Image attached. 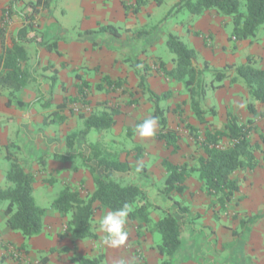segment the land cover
Returning <instances> with one entry per match:
<instances>
[{
	"label": "trees",
	"instance_id": "obj_1",
	"mask_svg": "<svg viewBox=\"0 0 264 264\" xmlns=\"http://www.w3.org/2000/svg\"><path fill=\"white\" fill-rule=\"evenodd\" d=\"M56 0H35L28 2L30 11L23 15V26L19 28L10 38L11 45L4 47L5 28H0V42L2 50L0 53V93L6 92L8 100L7 106L16 108H27L21 100L13 102L11 95L20 92L31 84L36 83L35 73L31 72L28 66V46L33 39L30 34L35 32L34 19L41 11H51ZM147 1L154 2L157 6L162 5L163 0H135L131 6L121 2L125 15L137 14ZM15 1L9 2L3 14L10 16L13 12ZM182 10L195 17H200L210 11H214L220 17L229 18L233 29L232 36L236 41H243L254 38L260 27H264V0H178L169 10L166 17L175 16ZM155 26L151 31L147 29L127 30L131 31L128 44H133L137 39L148 42L155 36ZM154 30V31H153ZM189 32V30H187ZM158 33V32H157ZM156 33V36L159 34ZM198 36L199 33L193 32ZM150 35V36H149ZM119 29L113 25H99L95 30H86L82 34L73 36L72 32L65 31L63 36L54 38L52 41H42L40 45L47 51H57L58 41L70 43L73 41L91 40L93 47L110 50L109 45H115L107 40L109 38H120ZM148 37V38H147ZM154 38V39H155ZM96 39H100L105 45L97 44ZM141 42V41H140ZM167 47L173 54V66L167 65L159 58L158 73L170 82L178 83L188 94L189 108L199 125H207L206 115L215 114L214 109L206 107L208 90H218L224 87V81L229 80V85L242 83L246 89L249 101L246 105L249 114L255 116L257 111L254 102L264 104V69L255 68L252 64V56H248L245 62L240 65L225 64L221 69H214L206 61L202 67L196 65L197 52L184 43L179 36L168 34L166 40ZM131 46V45H130ZM134 74L138 79V88L145 94L152 103V111L148 117L142 118L127 128L129 137L136 133V125L142 123L149 117H156L158 120L157 138L164 143L171 153L175 154L179 150V137L175 130L169 128L166 109L160 106L169 96V92L156 94L146 81L149 66L140 67V61L135 59L130 62ZM98 70V68H94ZM55 72L51 79H55ZM231 72L233 76H231ZM210 77V79H207ZM79 80L76 84L77 94L75 98H64L63 102L56 106L57 110L44 116L43 125L49 126L56 122L64 121L62 114L69 104L77 102V97L85 100L86 91L90 83L76 74ZM122 80L113 79L108 75H103L94 85L97 91H114L120 88ZM53 84H51L48 96L51 97ZM68 110V109H67ZM61 113V115H60ZM117 108L103 109L101 112H93L88 115H80L84 129L79 133L84 138L91 130L97 132L111 129L116 123V117L120 115ZM252 120L241 123L236 117L227 114L226 123L222 129L205 128L204 139L201 141L195 135L196 128L188 125L189 133L196 140L201 142L202 152L193 165L188 162L173 164L167 158L162 159L161 167L165 172L163 186L156 188L153 181L148 180L144 166L132 168L131 164L122 160L118 155L101 152L95 144L89 146L86 154H81L85 167L92 178L94 190L86 192L84 196L81 190L70 185L64 186L60 196L50 204V208H41L35 204L33 198L34 175L24 169L16 157L10 152L14 147L11 143L5 146L6 159L9 167L5 173V179L9 186L6 189L0 188V203L7 202L4 209L5 227L8 231L19 232L24 239H31L42 232L43 221L51 209L64 220L65 231L75 239L84 240L96 238L95 229L98 227L94 223V214L100 211H115L127 205L128 216L126 220L137 225V234L142 236L145 233L159 234L160 243L155 246L157 253L163 257L160 264H172V258L177 253L181 245V235L184 227L190 221L199 216H192L183 203L184 195L187 192L185 182L189 177L195 176L201 184V190L210 198L209 207L218 206V211L225 210L238 191V180L234 178L236 172L253 171L259 167L256 157L258 143H253L250 133L253 127L250 126ZM263 141H264V136ZM225 138L229 145L225 148L219 147V142ZM74 136L68 137L67 147L70 157L75 156L72 152L77 151L74 146ZM141 153L140 146L136 147ZM1 150V148H0ZM79 154V152H78ZM136 171L140 181L132 180L129 175ZM150 187H153L155 194L169 207L161 205L151 198ZM158 210L162 212V217L157 221L151 218V212ZM263 215H252L248 220L251 227L255 221ZM5 258H0V264H8ZM77 264H104L103 256L96 257H76ZM44 263V260H42Z\"/></svg>",
	"mask_w": 264,
	"mask_h": 264
},
{
	"label": "rangeland",
	"instance_id": "obj_2",
	"mask_svg": "<svg viewBox=\"0 0 264 264\" xmlns=\"http://www.w3.org/2000/svg\"><path fill=\"white\" fill-rule=\"evenodd\" d=\"M30 1L35 0H16L15 5L17 8L20 9L19 11L21 12V14L25 15L30 11L28 6V2ZM122 1L130 8L135 3L133 2V4H130L129 1L131 0H56L51 8V11H44V17L41 18L43 28L47 27L54 29V27H61L62 29H66L72 32L73 36H76L77 34H82L87 29L95 30L99 25L107 24L113 25L119 30H121L122 34L120 41L125 40V42L127 41V43L129 42L128 38L129 36H131V31H127L129 29H125V25H131L129 27H134L133 30L149 29V31H151L152 28L155 26L156 30H154L155 32L158 31L157 34H159V36H157L156 38V34L155 36L152 34V38H155V44L152 48H150V45L148 44L149 42L136 41L135 43L131 44V47H127L125 51H121V59H115L113 61H116L118 63L120 62L121 66L113 64V66L110 68V72L119 74V77H114L113 79L122 80V85L120 88L114 91H109L107 93L94 89V85L101 79V76L98 79L95 78V75L97 73L99 74L98 66H95L96 68H98V70H94L89 66H92V64L97 63L98 61H103L101 57L102 54L105 52L100 51L102 52L100 55L98 51L101 48L93 47L91 45V40H83V44H86L88 46L90 45L93 51L91 50V52L83 54L87 51L85 50L84 52V49H81V47H79L80 54H76V57L72 54L65 56V51L61 52V56H64V59L68 62L69 67L74 68L73 72L77 73L82 78V80L87 81L91 85L86 91L85 100H81L79 99V97H77V102L69 104L67 112L68 118H71V123L68 122L66 123L67 126L62 127L61 124L58 122L52 124L51 126H44L43 124H39L36 122L34 132H36V134L39 133V131L46 132V130L50 128L52 131L51 133L55 135V138L60 140L61 135V142L65 154H69L70 152L67 147L68 137L74 136L73 140L75 149L79 148L80 151L79 154H76L75 156L71 157V160L69 161L74 167L82 169L83 171H88V169L85 167L81 154L88 153L89 146L91 144H95L96 146H98L101 152L118 155L122 160L129 162L132 168H137L141 165L144 166L146 172H148L149 166L151 167L154 164H158L159 158L165 159L166 157L168 159L171 156L173 157L171 149H167L164 146V143L157 138V125L155 135L152 137H140L137 132L134 133L131 137L127 135V128L134 125V121L136 120V118L148 117L153 107L152 103L148 100L147 96L143 94L138 88V79L137 76L134 74L132 67L130 66V62L132 60L137 59L140 61L141 68L144 65L149 66L150 71L147 74L146 81L151 76L153 78H157V76L161 77V75L158 73L159 58L166 65L173 64V54L170 53L166 44L168 34L179 36L184 43L190 46L186 36L184 35V32H187V30H189L190 32V29L193 27V23L197 21L198 17L190 15L186 10L180 11L175 16L166 17L167 13L174 5L173 3L176 0H163L164 2L162 3V5L155 7V9L152 11H147V15L143 17H137V14L132 13V15H129V10L128 14L125 15V17H123L122 19L119 17L120 15H118L120 9L122 8V4L120 3ZM232 29L233 26L230 22L228 28H226L225 31L232 32ZM243 41L246 42L244 43L242 48L239 49V52L242 55V60L241 58L240 60L238 59L236 61L237 63H234V65L238 66L245 62L246 57L252 56L254 62L252 65L255 68L261 69V67H264V27H260L257 30L256 36L254 38L246 39ZM98 43L101 45H105L102 41L97 42V44ZM231 43L232 46H235V44H237L236 40H232ZM65 48H68V46ZM108 51L112 52L113 49ZM58 54L60 55L59 52ZM202 64L203 60H199L197 58L196 65L201 68ZM212 68L221 69L216 66H212ZM35 74V76L41 77L42 71L35 70ZM231 76H233L232 72ZM207 79H210V77H208ZM228 82L229 80L224 81V87L222 89L207 91L208 99L206 98V107L208 109L214 110L216 108H219L221 111L225 110V114L222 113L219 116L217 115L216 111L214 115L208 113L206 115V120L208 123L207 125L208 127L213 129L215 128L216 130L222 129L223 123L226 121L227 114H231L232 116L236 117L241 123H246L248 119H251L252 124L250 126L253 127V131H251L250 133V139L253 143H258L259 148L256 150L255 154L259 163H264V141L262 137L264 136V111H259L255 116L250 115V117L248 118L246 117V115H243V108L240 103L241 101L229 108L228 105H226V97H228L229 94L232 92V94L236 95L237 98L239 97L240 100H242L243 98L245 108L250 98L247 95L246 89L242 83L229 85ZM178 86L179 89H176L174 93L172 91H166L170 93V96L165 101L161 102L160 106L167 110L166 116L168 119V126L169 128L171 127V129L175 130L179 137L178 143L180 147L175 154L177 156L180 155L181 160L183 159L185 162H188L190 165H193L196 159L201 154L202 147L201 142L196 140V138L189 133V129L187 128V126L192 125L193 127H195L196 131L194 134L197 135V139H200L202 141L204 139L205 128L207 127V125L198 124L195 117L190 111L188 94L183 90L181 85ZM70 88H73L74 90H70ZM23 90L31 92L35 91L34 85L31 84ZM67 90L68 92H73V94L71 93V95L67 98H75L77 94L76 85L70 86ZM2 93H5V91H3ZM218 94H220V99L219 96L217 97ZM182 96H186L187 99L182 100ZM217 98L221 101V103L217 101ZM11 99L13 100V102H15L16 100H20L21 94L19 92H15L11 95ZM220 104H222L224 108L219 107ZM107 108H117L120 110L121 115L117 116L119 120L118 123L116 121L115 125L109 130L101 132L91 130L86 135V137H80L79 133L84 129V126L83 121L79 118V116L82 114L88 115L93 112H101L103 109ZM191 118L194 120V125L190 123ZM16 129L18 130V127ZM24 132L25 129L21 128V135L20 137H18V141L23 139ZM139 141H141V143ZM228 145L229 142L225 138H223L219 142V147L221 148H225ZM34 146L36 148V145ZM137 146H140L141 153L137 152ZM41 151L42 153L40 155L42 157L37 158V160L33 159L34 164H40L39 161L43 158H48L50 154L47 153L52 152L51 149L46 148L42 149ZM10 152H12L13 156L16 157L19 164L24 169L28 170L26 158L24 157L20 147L14 146L10 148ZM65 160V158L60 156V162H63ZM8 167L9 161L6 159V152L2 150L0 152L1 172L3 173L4 171H6V168ZM250 174L251 171H239L235 173L234 178L237 179L238 182L242 181V179L246 181ZM157 175L158 177H151L149 176V173H147L148 180L158 181V186L160 188L163 186V181L165 177L161 178L159 174ZM129 177L137 182L140 181L139 178H141L135 170L132 171ZM46 179L47 180L45 183L48 185H53L52 189L48 190L46 187H44L45 184H43V186L36 185L33 187V198L35 204L38 207L49 209L50 204L60 196V193L64 186L70 184L71 182H67L68 184H66L68 178L63 176L61 178H58L49 175ZM8 186L9 184L5 179L4 173V181L2 184V188L6 189ZM74 186L81 190L82 196H84L86 192H89L87 189L86 182L84 180L82 182L77 183V185H73L72 187ZM190 199H193V196H191ZM182 201L183 203L185 201H188L187 197H184ZM6 205V201L0 203V234H2L3 231H8L5 227L4 209ZM153 211L154 213L158 214L160 218L163 216L161 211ZM50 214H54V211H52L51 209L48 211L47 215L50 216ZM216 214H219L218 217L222 220H225V224H231L232 221H234L235 219L237 220L236 227H230V231L232 232L233 237H236V239L240 240L239 242L241 243V246H238L235 249L236 243L233 240V242L230 243V247L226 249H235L234 253H236V255L238 256L236 258V261L241 264L245 263L246 261L249 262L250 259L251 261H253L254 258L252 255H250V253L248 254V249L246 246L247 238L249 235L248 233L250 232V229L253 225L252 224L250 227L248 220L252 217V215H247L245 213L243 214L240 211H236L235 207H231L230 210L228 207H226L225 210L215 212V215ZM256 214L263 215L262 218L259 220L261 221L264 218V206L259 209ZM59 218L61 219V228L59 229V233L61 236L65 237L66 240H68L69 244L70 241L72 244L74 243L75 245L80 241H94V238H87L84 240L75 239L71 234L65 231L63 218H61L60 216ZM256 222L257 221H255V223ZM131 226L132 223L126 220L125 229L128 231ZM100 229L101 228H99V230ZM9 233L15 235V237L12 239V242H8L7 239L5 240L3 238H0V258H5V262L8 264H39V262L36 261V259H32L31 256L36 257L37 259H43L44 257L47 258L48 256H50L54 250H59V253H61V248L57 249L56 245H54L55 247L50 246L51 248L47 250H41L36 248V244L34 242H36L35 238L38 235L32 237L31 239H24L19 232L10 231ZM154 236L157 245L158 243H160L161 237L159 234H155ZM261 237L262 239L260 240V245L264 246V236ZM18 238L19 240H17ZM59 239L61 240V237ZM254 251L264 254V248H260L257 250L254 249L253 252ZM67 253L68 257L70 258L69 260L73 264H77L74 261V258L82 257L76 252L75 248H73L72 250L70 247ZM89 255L90 257L98 256V254H94L93 256H91V251ZM135 255L138 256V253H135ZM162 259L163 257L161 256L159 264ZM103 263L106 264V261L103 260ZM140 263L143 264L142 262ZM172 264H176L173 259Z\"/></svg>",
	"mask_w": 264,
	"mask_h": 264
},
{
	"label": "crops",
	"instance_id": "obj_3",
	"mask_svg": "<svg viewBox=\"0 0 264 264\" xmlns=\"http://www.w3.org/2000/svg\"><path fill=\"white\" fill-rule=\"evenodd\" d=\"M11 1L12 0H0V28H5L3 42L4 47L11 45L10 38L24 24L23 14H21L19 11L20 9L15 5L16 0H13L15 2L12 14L10 16L3 14V10L7 8L9 2ZM177 1L178 0H176L173 4ZM133 2L135 1H129L130 4H133ZM155 7L158 6L154 2L147 1V3L140 8L137 13V17L147 15V11H152ZM118 15H120L119 17L122 19L125 17L123 7L120 9ZM129 15L132 14L130 13ZM43 17L44 11H41L35 17L34 26L36 31L29 35L33 41L28 46V66L31 68V72L35 73V70L42 71V75L41 77L35 76L36 83L33 84L35 91L31 92L23 90L19 92L21 94L20 100L25 104H28L29 107L16 108L13 105L7 106L8 97L6 92L0 94V152L2 150L5 151V146L11 143L16 147H20L24 157L26 158L28 170L35 177L33 187L36 185L43 186V184H45L44 187L50 190L53 185L46 184V178H48L49 175L58 178L63 176L68 178L66 184L73 182V185H77V183L84 180L88 191L92 192L94 190V185L89 172L83 171L82 169L72 165L69 161L71 160V154H65L63 151L64 148L61 142V135L60 140L55 138V135L51 133L52 131L50 128H48L46 132L39 131L37 134L34 132L36 122L43 124L44 116L56 111V106L61 104L64 98L69 97L71 93L73 94L72 91L68 92L67 89L79 82V80L75 78L77 73L73 72L74 68L69 67L68 62L64 59V56H61V52L65 51V56L70 54L75 56L76 54H80L79 47L84 49V52L85 50L87 51L83 54L91 52L92 50L90 45L88 46L83 44L82 41H73L70 43L58 41L57 51L60 55L58 53L56 54L54 51H47L40 45V43L42 41H52L54 38L61 37L64 32L68 30L62 29L61 27H54V29L47 27L43 28L41 23V18ZM229 24V18L220 17L214 11H210L198 17L197 21L193 23V27L190 29V32H184V35L190 44L189 47L197 52V58L199 60L201 59L203 62L206 61L211 67L216 66L218 68H222L225 64L237 63L236 61L238 59L240 60V58L242 60V55L239 52V49L242 48L246 41H236L237 44L232 46L231 41L235 40L232 36V32L225 31ZM129 26L131 25H125V29L133 30L134 27L130 28ZM119 31L122 34V31ZM157 32H155V34ZM193 32L199 33V35L196 36ZM120 38L115 40L114 38L107 39L112 43L116 42L115 45H109L110 50L113 49L114 52L108 51L107 49L103 50L105 48H101L100 50L97 49L100 55L102 53L100 51H104L106 55L105 53L102 54V62L98 61L97 63L92 64V66L89 65L90 68L93 69L95 66L99 67V74L94 73L96 74V79L100 76L102 77L103 75H108L111 78L119 77L118 73H111L110 68L113 64L121 66L120 62L118 63L113 61L115 59H121V51H125L127 47H131V44H128L125 40L120 41ZM95 41L99 42L101 40L96 39ZM136 41L140 42L142 40L137 39ZM154 41L155 39L153 38L148 41L150 48H152L155 44ZM67 46L68 48H65ZM1 50L2 46L0 42V53ZM172 66L173 64L167 65L168 68H171ZM261 69H264V67H261ZM54 71H56L55 79L52 80L51 76L54 74ZM147 83L149 88L156 94H161L166 91H172L174 93L176 89H179L178 85H180L175 82H170L162 76H157V78H153L151 76L147 79ZM51 84H53V88L51 97L49 98L48 93ZM70 90L74 89L70 88ZM232 93L226 97V105L231 108L233 105H236L241 101L240 103L243 108V115H246V117L249 118L251 114H249L247 107L245 108L243 98L240 100L239 97L237 98V96ZM218 96L220 99V94H218L217 97ZM185 99H187V97L182 96V100ZM217 101L221 103L218 98ZM220 105L219 107H223L222 104ZM254 107L257 112L264 111V104L254 102ZM67 111L68 110L66 109L62 113L65 116L64 121L60 122L62 127L67 126L66 123L68 122L71 123V118H68ZM215 111L218 116L222 113L225 114V110L221 111L219 108H216ZM115 119L118 123V117ZM141 119V117H137L134 123ZM190 123L194 125V120L192 118L190 119ZM225 123L226 121L223 125ZM17 127L18 130L16 129ZM21 128L25 129V132L23 134V139L18 141V137L21 135ZM139 142L141 143V141ZM34 145H36V148ZM45 148L51 149L52 152L47 153L50 154V156L46 159H41L39 161L40 164L38 163L39 165L36 163L34 164V160L42 157L40 155L42 153L41 150ZM79 151L80 150L78 148L77 151H73L72 153L76 155ZM60 156L65 158L67 161L65 160L60 162ZM168 160L173 164H180L184 162L183 159H180V155L177 156L176 154H173V157H169ZM161 161L162 159L159 158L158 164H154L151 167L148 165L149 168L147 173H149V176L158 177L157 174H159L161 178L165 177V172L161 167ZM259 164L260 166L258 168L251 171V174L246 181L242 179V181L238 182V191L235 193L231 202L227 205L229 210L231 207H235L236 211H240L243 214L254 215L264 206V163L260 162ZM7 169L8 168H6V171ZM6 171L2 173L0 170V188H2L4 173H6ZM71 183L68 185L73 186ZM153 184L156 188H159L158 181L153 180ZM185 185L187 187V192L184 196L187 197L188 200L186 206L192 216L197 215L199 217L190 221V223H187L184 227L181 235V245L177 253L173 256V261H175L176 264H241L236 261L238 256L234 253L235 249L238 246H241V243L239 242V239L232 236V232L230 231V227H236L237 220L235 219L231 224H225V220L218 217L219 214L215 215V212L218 211L219 207H209L210 198L202 192L201 184L194 175L187 179ZM149 193L151 198H155L162 208L169 207L164 202L159 201L161 199L155 194L153 187H150ZM191 196H193V199H190ZM107 212V210H97L94 214V223L98 226V228L95 229L97 237L94 241H80L76 245L74 243L72 244L71 241L69 244L68 240L60 235L59 229L61 228V219L59 216L55 212L54 214H50V216L47 215V217L44 218L42 233L35 238V247L41 250H47L51 248L50 246L55 247L54 245H56L57 249L61 248V253H59V250H54L47 258L44 257L43 259H37L33 256H31V258L36 259L39 264H73L69 260L70 258L67 253L71 247L72 250L75 248L76 252L81 256L90 257V251L92 254L91 256L94 254H100L103 256V260L106 261V264H119L121 260H124L126 264H141L140 262L143 264H159L161 256L157 253V250L154 247L156 245L155 234L145 233L142 236H139L137 234V225L135 223H133L128 230L129 235L123 245L117 247H109L105 245L102 242V237L105 234L101 229L99 230V228L101 219ZM151 218L154 221H157L160 216L153 211L151 212ZM9 232L10 231H3L2 234H0V238L5 240L7 239L8 242H12L15 235H12V233ZM248 234L246 246L248 254L250 253L254 259L253 261L250 259L249 262L246 261L243 264H264V254L257 251L253 252L254 249L257 250L264 248V246L260 245V240L262 239L261 236H264V218L261 221L258 220L254 223ZM60 237L61 240L59 239ZM17 240H19V238ZM233 240L236 243L235 249H226L230 247V243H232ZM135 253H138V256H136ZM42 260H44V263Z\"/></svg>",
	"mask_w": 264,
	"mask_h": 264
},
{
	"label": "clouds",
	"instance_id": "obj_4",
	"mask_svg": "<svg viewBox=\"0 0 264 264\" xmlns=\"http://www.w3.org/2000/svg\"><path fill=\"white\" fill-rule=\"evenodd\" d=\"M158 120L156 117H149L142 123L136 125V131L140 137H152L155 135L156 125ZM140 169L137 168V171ZM128 216V208L125 205L123 208L115 211L107 212L101 219L100 228L105 234L102 237V242L109 247H117L123 245L128 238V231L125 229L126 217ZM119 264H126L121 260Z\"/></svg>",
	"mask_w": 264,
	"mask_h": 264
}]
</instances>
